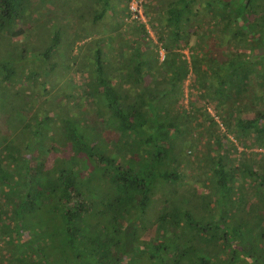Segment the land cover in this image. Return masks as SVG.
<instances>
[{"label":"trees","instance_id":"obj_1","mask_svg":"<svg viewBox=\"0 0 264 264\" xmlns=\"http://www.w3.org/2000/svg\"><path fill=\"white\" fill-rule=\"evenodd\" d=\"M70 1L0 0V264H264V0Z\"/></svg>","mask_w":264,"mask_h":264},{"label":"rangeland","instance_id":"obj_2","mask_svg":"<svg viewBox=\"0 0 264 264\" xmlns=\"http://www.w3.org/2000/svg\"><path fill=\"white\" fill-rule=\"evenodd\" d=\"M65 1H70V0H65ZM123 1L124 0H110V2H112V3H114L113 4V8L114 9H116V6H118V8H117V10L119 11V14L121 15V13H120V11L124 8V3H123ZM71 2V1H70ZM89 19V16H87V17H85V21H87ZM121 19V18H120ZM125 22V21H124ZM125 26H123L122 27V29L124 28ZM105 28H106V25H105ZM115 34H116V32H114V33H109L108 35H106L107 36V38H105V41H104V46H105V48L108 50V51H110L112 48H113V46H114V44L116 43V41H117V38H116V36H115ZM150 34H151V36H153L152 35V32L150 31ZM153 39H154V37H153ZM62 67V66H61ZM54 78H56V76H52V80L50 81V83L52 84L54 81H55V79ZM53 92H55V90L53 91ZM51 96V95H50ZM55 97V96H54ZM54 97H52L51 99L53 100V98ZM50 98V97H49ZM35 106H37L36 104H35Z\"/></svg>","mask_w":264,"mask_h":264},{"label":"built area","instance_id":"obj_3","mask_svg":"<svg viewBox=\"0 0 264 264\" xmlns=\"http://www.w3.org/2000/svg\"><path fill=\"white\" fill-rule=\"evenodd\" d=\"M141 1L142 0H131L129 2V8L131 10V15H130L131 18L144 20V17L142 15L141 8H140Z\"/></svg>","mask_w":264,"mask_h":264}]
</instances>
